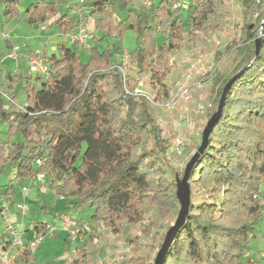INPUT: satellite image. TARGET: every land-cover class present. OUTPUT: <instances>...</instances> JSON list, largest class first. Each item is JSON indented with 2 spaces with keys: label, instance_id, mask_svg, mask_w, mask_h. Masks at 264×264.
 <instances>
[{
  "label": "trees",
  "instance_id": "16d2710c",
  "mask_svg": "<svg viewBox=\"0 0 264 264\" xmlns=\"http://www.w3.org/2000/svg\"><path fill=\"white\" fill-rule=\"evenodd\" d=\"M21 1L3 0L2 14L19 17ZM133 1L81 3L83 16L93 18L98 32L88 58L83 59L76 46L58 43L56 50L42 54L49 67L47 77L29 74L19 79L8 73L6 90L12 92V99L13 86L22 80L24 110L5 111L0 95V118L9 125L6 138L0 135V171L11 166L15 178L42 173L50 183L59 182L54 186L56 195L76 209L88 205L89 221H101L115 234L125 224L142 221L146 206L156 204L159 214L166 216L179 202L175 182L160 167V154L167 147L160 125L147 98L125 91L116 68L119 48L108 41L120 39L125 30L134 32L130 50L134 65L138 73L150 71L148 83L162 98L173 69L172 51L183 45L186 34L194 40L197 32L220 29L228 16L225 0H189L185 19L181 8L170 10L172 0H158L140 11L130 6ZM237 1L246 8L257 5L260 16L256 23L241 27L239 62L233 71L214 75L213 110L207 118L216 109L225 82L255 51L264 0ZM116 8L126 11L125 21H114ZM59 10V0H33L24 8L23 18L32 26L47 22L66 34L77 17ZM156 32L164 37L160 45ZM135 83V77L129 76L126 86L132 90ZM13 133L20 137L14 139ZM145 134L152 136L153 147L142 148ZM37 158L41 163H36ZM192 173L197 175L194 185L208 195L195 207L190 205L164 264H256L249 255V238L261 215L264 181V24L256 58L230 86L222 114ZM43 227V222L35 225ZM35 260L25 243L15 263ZM140 262L136 258L131 264Z\"/></svg>",
  "mask_w": 264,
  "mask_h": 264
},
{
  "label": "rangeland",
  "instance_id": "374dc122",
  "mask_svg": "<svg viewBox=\"0 0 264 264\" xmlns=\"http://www.w3.org/2000/svg\"><path fill=\"white\" fill-rule=\"evenodd\" d=\"M31 1L33 0L21 1L20 10L22 11ZM59 1L60 9L63 5L66 9L63 11L73 13L77 19H82L84 22L88 21L79 6L81 3L90 2V0ZM2 2L3 0H0V95L3 99L4 110L16 111L24 104L25 93L21 87V80L13 86L12 103L8 101L3 94L9 83L8 73L18 75L19 79L22 76L33 74L29 70L28 56L52 52L56 50L57 42L76 46L83 59L88 58L90 47L87 49L78 47L55 25L32 26L27 24L21 16L13 18L7 23L2 22ZM225 3L228 7V16L223 27L208 34L197 32L194 40H190L186 34L181 48L172 51L170 59H173V69L165 80L166 97L161 98L157 94L156 88L148 83L150 71L145 70L138 73L131 56L133 66L129 75L131 77L141 76L144 81V89L150 94L153 101L159 104L155 105L150 102V107L161 128V136L167 144L165 153L160 154V167L173 182L176 174L182 176L179 172L183 173L186 163L196 151V146L200 143L201 131L208 119L207 114L213 110L211 105L215 94L212 85L214 75L224 76L233 71V67L239 62L236 49L240 43L241 27L256 23L260 16L257 5L246 8L237 0H225ZM130 6L136 11L143 10L138 0H134ZM180 14L183 19L186 18L185 6L180 9ZM113 18L115 22L125 21L126 11L116 8ZM89 19L92 21L90 17ZM94 34L95 37L98 36L96 30H94ZM156 37L157 43L162 44L164 37L159 32H156ZM89 42L91 46L92 42L90 40ZM134 44L135 34L131 30H125L120 39L113 38L108 41L109 46L119 48L118 58L124 49L130 52ZM102 45H106V42H102ZM199 67L203 69L198 71ZM187 75H190V78L186 79ZM195 80H199L202 87L193 88L192 86L191 96L187 101L181 100L180 89L184 85L192 84ZM11 93L7 92L9 96ZM200 105L203 106V109L200 108ZM8 133L9 125L0 118V135L2 138H6ZM13 135L14 139L20 137L18 133H13ZM141 146L143 149L153 147L152 136L145 134ZM14 172L11 166H7L0 172V182L11 179L15 191L13 200L16 202L20 197L17 193L21 184L31 188V195L35 189L30 186L29 180L15 179ZM196 177V173H192L189 179L191 204L194 207L208 195L199 191L194 185L193 180ZM52 188L54 186H51ZM0 197H4L3 191L0 193ZM43 199L49 204L47 213L38 212L36 218L41 217L50 221L54 214H58L59 218L62 214H68L80 223H88L90 227L87 231L81 229L75 242L68 239L73 244L77 243V256H72L70 260L66 258L67 260H63L62 263L54 261L56 264H118L120 262L131 264L132 259L136 258L142 259L139 264H153L156 252L162 243L160 236L165 234L169 226L173 224L179 209L178 204L174 211H170L166 216H161L156 204L146 206L142 221L133 225L125 224L123 231L115 234L101 221H89L92 209L88 205L76 209L71 207L72 205L67 199L55 194H50ZM253 225V235L249 238V255L256 264H264V204L261 205V215ZM58 230L57 227L56 232ZM47 237L49 238V236ZM42 257H44L43 254Z\"/></svg>",
  "mask_w": 264,
  "mask_h": 264
},
{
  "label": "built area",
  "instance_id": "2783aa9c",
  "mask_svg": "<svg viewBox=\"0 0 264 264\" xmlns=\"http://www.w3.org/2000/svg\"><path fill=\"white\" fill-rule=\"evenodd\" d=\"M140 4L144 8L150 7L153 0H139ZM189 3V0H172L170 3V10H175L178 8H182V6H187ZM67 38L73 42L75 45L81 48H89L90 42L89 40L92 38L93 34L91 30L87 27L85 22L81 19L77 23V25L73 28V30L66 33ZM119 62L116 65L117 70L121 74L122 81L124 83L125 91L131 94H134L136 96H144L148 99L149 103L156 104L152 97H150V94L144 89V81L141 76H135V86L132 90H130L126 86V81L129 79V73L131 70V67L133 66V63H131V53L124 49L122 53L120 54ZM29 60V70L33 74H39L44 77H47L49 75V67L48 64L43 60L42 54H31L28 56ZM170 62L173 63V59H170ZM201 68V69H200ZM199 69V70H198ZM197 70L200 71L203 68L199 67ZM196 70V71H197ZM206 75V74H205ZM190 78V75L186 76V79ZM182 86V85H181ZM193 88H200L202 87V84L199 80H195L192 82V84H187L180 89V98L183 101H187V99L191 96L190 90ZM3 93V92H2ZM9 102L12 103L13 99L7 94L3 93ZM203 106L200 105V108ZM20 110H24V104L20 107H18ZM203 109V108H202ZM41 159L37 158L36 163H41ZM39 178L41 184L43 186L46 185H57L59 182H53L50 183L45 179L44 174L38 173L36 174ZM22 191L24 193H27L28 189L26 187L22 188ZM259 202L260 205L264 204V181L262 182V191L259 196ZM61 219V229L64 230L67 233V238L75 242L77 240V237L80 235L79 232L82 229L83 230H89V224L88 223H82L80 224L79 221L73 217H71L68 214H62L60 216ZM57 227H55L51 223L44 222V227L41 229H34L31 239L27 241V245L29 249H34L45 237L54 236L56 232ZM5 230L8 232L9 237L6 240V242L0 246V264H14L19 251L23 245L22 241V235L20 231L13 225L12 223L7 222L5 225ZM78 247L77 245L74 246L70 253L66 255V257L70 260L72 256H77Z\"/></svg>",
  "mask_w": 264,
  "mask_h": 264
},
{
  "label": "crops",
  "instance_id": "0c3cea01",
  "mask_svg": "<svg viewBox=\"0 0 264 264\" xmlns=\"http://www.w3.org/2000/svg\"><path fill=\"white\" fill-rule=\"evenodd\" d=\"M157 1L158 0H153L152 3H156ZM23 10L22 11L20 10L21 11L20 16L24 20ZM61 10H62L61 13L66 12V11H63V10H66L63 5H62V9H60L59 11ZM67 13H69L72 16H75L73 15V13H70V12H67ZM86 18H88V21L87 22L85 21V24L91 30L92 34L95 35L94 34L95 27H94L93 18L90 17L92 21H90L89 17H86ZM9 20L11 19L7 18L4 15L2 16V22L7 23ZM79 20L81 19L78 18L76 20L75 26L77 25ZM42 24L47 26V22H44ZM90 41L91 42L93 41V36L90 39ZM58 43H64V42H57L56 45ZM119 60L120 59L118 58L117 63L119 62ZM4 93H7V91L5 90ZM15 179L21 180L19 178H15ZM23 179L29 180V182H31L30 186H33L35 190L34 192H32V195H31L30 193L31 188H28V186L25 184H21L20 189L17 193V195L18 196L20 195V197H18V201L16 202L13 200V198L15 197V191L13 190L11 179L9 181L3 180L2 182H0V193L2 191L4 193V197H0V246L3 245L9 237L8 232L5 230V225L7 224V222L15 225L18 231H20L22 235L23 245L27 243L29 239H31L33 230L36 229L35 225L37 222L51 223L53 225H56L59 228V230L55 232L54 237L53 236L49 238L46 237L34 249L32 250L30 249L33 252L35 259H36L34 262L30 264H43L45 262H48L49 264L62 263L63 260L65 261L67 260L66 255L70 253L71 249L74 246H76L77 243L73 244L68 240L67 233L61 229V219L58 217L59 216L58 214L57 215L54 214L53 219L50 221H46L41 217L36 218L38 212H42L43 214L47 213L49 204L46 201H44L43 198H46L50 194H55L54 188L51 189V186L53 185L49 184V185L43 186L36 174L30 175ZM23 187H26L28 189L27 193H24L22 191ZM23 245L19 251V254L22 252ZM19 254L16 260H19ZM42 254L44 255V257H42ZM14 264H19V262L17 261Z\"/></svg>",
  "mask_w": 264,
  "mask_h": 264
},
{
  "label": "water",
  "instance_id": "95a60500",
  "mask_svg": "<svg viewBox=\"0 0 264 264\" xmlns=\"http://www.w3.org/2000/svg\"><path fill=\"white\" fill-rule=\"evenodd\" d=\"M263 24H264V11H263V16H262V23H261V26L259 27L258 34L255 40V51H254V54L251 60L246 65H244L242 68H240L236 73L232 74L228 78V80L225 82V84L223 85L222 91L218 98L216 109L212 112L210 117L207 119L205 126L203 127L201 131L200 143L196 151L192 154L189 161L186 163L182 176H179L177 174L175 175V181H174L175 186H176L175 194L179 202V209H178L177 216L173 224L169 226V228L166 230L164 234L162 243L160 244V247L157 250L156 255L154 257L153 264H164L165 256H166L168 249L170 248L172 242L174 241L179 229L186 221V218L190 211V205H191V197H190L191 189H190L189 179L191 176L192 169L196 161L200 158V156L202 155V153L205 151L207 147L210 132L212 131L214 125L219 120L222 114L226 95H227V92L230 86L236 80V78H238L247 68L251 66V64L256 58V55L258 52L260 32L262 30Z\"/></svg>",
  "mask_w": 264,
  "mask_h": 264
}]
</instances>
